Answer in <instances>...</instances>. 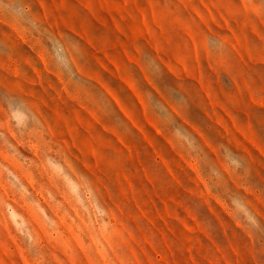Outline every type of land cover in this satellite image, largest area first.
Instances as JSON below:
<instances>
[{
  "label": "rangeland",
  "instance_id": "1",
  "mask_svg": "<svg viewBox=\"0 0 264 264\" xmlns=\"http://www.w3.org/2000/svg\"><path fill=\"white\" fill-rule=\"evenodd\" d=\"M0 264H264V0H0Z\"/></svg>",
  "mask_w": 264,
  "mask_h": 264
}]
</instances>
